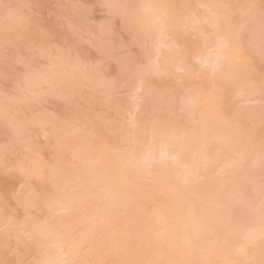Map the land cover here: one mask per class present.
<instances>
[{
	"label": "rangeland",
	"instance_id": "374dc122",
	"mask_svg": "<svg viewBox=\"0 0 264 264\" xmlns=\"http://www.w3.org/2000/svg\"><path fill=\"white\" fill-rule=\"evenodd\" d=\"M117 2L185 5V13L199 12L218 17L216 31L232 36L238 31L245 33L252 29L258 36L261 28L258 7H218L259 6L260 0H0V28L5 4H37L39 18L56 30L62 43L75 44L84 50L89 64L95 69L88 76L79 78L78 88L74 91L84 124L73 129L71 135L56 145L52 143L55 126L67 111L64 92L59 89L49 91L43 104L48 111L43 118L30 119L31 110L25 112V106H17L24 119L9 120L15 129L9 134L4 130L5 94L18 85L0 75V170L4 169L6 162L8 165L7 181L0 179V229L4 225V204L7 202L9 230L17 234L15 245L29 258L35 260L40 255L36 247L38 238L41 245L67 246V232L38 237L37 228L32 223L34 217L47 218V209L38 204L33 185L39 182L36 178L48 170L49 161L57 154L60 159L56 178L75 207L52 215H63L70 227H76L87 245L81 257L85 264H134L138 260L158 258L156 242L158 239L168 240L169 232L171 239L187 236L191 244L183 245L177 240L171 248L164 246L168 255L172 253L179 259L224 264L229 258L228 250L221 243L225 215L229 209L239 208L243 193L234 184L225 186L218 173L221 169L226 174L233 173L228 165L234 151L239 153L244 166L257 173L261 162L259 144L264 136V113L258 82L264 58L258 41L246 50V69L251 70L256 85L241 81L239 85L228 86V95L244 114L245 121L240 126L229 125L216 113L211 95V72L185 73L180 70L182 52L188 51L193 56L207 54L203 38L195 33H183L173 42V47H165L160 53L155 52L151 44L128 45L127 32L122 25L117 26L113 20L109 28L110 13L103 7ZM61 4L86 7L71 9L70 18L65 23H58L57 13L67 11L58 7ZM139 11L145 19L151 18L149 9ZM232 12H236L238 24L224 19ZM80 16L86 18L83 33L81 26L72 21ZM195 19L193 15L188 23L194 24ZM94 41L100 46L97 47ZM41 61V69L44 63H49L46 71H62L58 62L46 58ZM126 62L148 66L145 71L151 73L150 79L157 88L162 108L168 107L175 112L178 94L189 89L197 93L192 110L194 119L177 114L176 119L182 122L175 129V136L158 137L153 145L156 151L164 147L177 155L179 165L170 162L166 166L154 165L145 169L139 163L137 154L146 145L135 139L131 129L133 120H143L145 113L133 106L131 93L135 89L124 83L132 80V74L123 69ZM156 67L162 68L164 74H157ZM38 79V76L33 78ZM33 80L19 84L21 94L34 92L38 85ZM117 83L118 88L115 87ZM221 143L225 144L224 150L219 155L209 156L208 153ZM20 159L27 160V169L19 170L13 166L12 162ZM122 172L131 178L116 183L115 177ZM255 194L258 200V185ZM194 199L199 205L196 212L191 207ZM160 206H164L163 213L154 217L153 209ZM241 211L243 220L239 227H259L258 205L253 211ZM169 218L182 220L180 231L177 232L179 227L169 223ZM97 221L103 225V230L96 231ZM12 224L16 226L12 227ZM20 227L28 228V232H20ZM2 236L0 231V238Z\"/></svg>",
	"mask_w": 264,
	"mask_h": 264
},
{
	"label": "snow or ice",
	"instance_id": "6c2138e0",
	"mask_svg": "<svg viewBox=\"0 0 264 264\" xmlns=\"http://www.w3.org/2000/svg\"><path fill=\"white\" fill-rule=\"evenodd\" d=\"M34 3L26 5H4L3 26L0 28V75L3 79L18 87L8 91L6 103L4 105V130L11 134L15 131L8 123L9 120H23L19 115L17 106H25L24 111L31 113L30 119L43 118L47 114V109L43 106L44 100L50 90L59 89L64 92L67 104V111L57 121L56 134L53 137V145L63 142L66 136L71 135L73 129L84 124L83 114L77 106V96L74 91L78 88L79 78L88 76L93 72L94 66L88 62L86 52L75 44L62 43L56 30L47 26L38 16L37 8ZM58 7L67 11L57 13L58 23H65L70 18V11L73 8H85V5L61 4ZM103 7L110 13L109 28L112 27L114 20L117 26L122 25L127 32L125 37L128 45H148L151 44L155 52L160 53L165 47H173V42L183 33H195L202 37L203 44L208 48L206 55H191L190 52L181 53L180 70L185 73L211 72L213 78V90L211 95L214 100L215 109L218 117L226 124L240 126L245 121L244 114L232 103L228 95L230 84L239 85L241 81L249 85H256L255 77L250 69H246L247 57L246 50L259 44L261 57L264 58V0H260L257 5H218L222 8H257L260 13L261 28L257 36L255 30L248 32H237L235 36L219 33L216 31L219 25V18L196 13H185L186 7L181 4L166 3L155 5H141L134 3H107ZM204 7V6H201ZM140 9L150 10V19H145ZM195 16V23L190 25L188 19ZM225 20H232L239 23L236 12L225 16ZM73 23L81 26L82 33L86 18H72ZM97 36L99 33H95ZM209 40L211 43L209 44ZM96 43V41H94ZM99 47V43H96ZM187 57V59H186ZM41 58H46L52 62H58L62 68L60 72H48L49 63L40 67ZM147 65L139 63H125L124 71L132 74L130 82L125 81L135 91L131 93L133 106L137 111L144 110V119L135 122L133 120L131 131L135 139L143 141L146 145L138 154L139 163L145 168L154 165L166 166L174 163L179 165L178 156L161 147L156 151L153 145L158 137L175 136V129L182 122L176 119L177 114H183L190 119L197 93L185 91L177 95L175 112L168 107H161L159 104V93L150 79L151 73L145 71ZM157 74L163 75L164 70L156 67ZM38 80H33L34 77ZM33 80L38 87L34 92L19 91V84ZM259 90L261 98V111L264 113V67L261 68L259 79ZM119 83L115 87H119ZM187 87V86H186ZM244 94L241 93V96ZM33 96L36 97L33 100ZM264 120V115H262ZM47 135V133H46ZM261 162L258 173L244 166L243 160L238 152H233V158L228 165L233 169L231 175L226 174L221 169L218 175L222 183L227 186L236 185L237 189L243 193L239 200V208L229 209L225 215V230L223 240L224 248L229 252V258L224 264H264V136L260 138ZM225 148V144L216 145L209 156L219 155ZM7 154V147L5 149ZM60 156L53 155L48 163V170L39 175V181L33 186L38 204L47 209V218L39 216L33 218V225L36 226L38 237L50 233L67 232V246H47L41 245L37 239L36 247L40 250V255L35 260L29 258L26 253L15 245L17 234L10 231V209L8 203L4 204V225L0 231L3 232L0 238V264H85L81 257L87 247L83 238L74 225L71 227L63 215L53 216V212H67L75 207L70 197L63 193L55 173L57 172V162ZM13 166L19 170L29 167L27 160H14ZM192 175V173H188ZM0 179L5 182L8 179V165L0 170ZM259 186V199L256 196V187ZM259 211L258 228H241L242 211ZM193 212L198 211V202L191 201ZM164 211V206L153 209V216H158ZM18 223V222H17ZM15 227V224L11 225ZM103 230V225L96 222V231ZM20 232H28V228L20 227ZM95 234V233H94ZM31 239V234L29 233ZM177 240L183 245L190 246L191 241L187 236L175 237L173 239H158L156 248L158 258H147L135 261L134 264H211L206 261H193L178 259L169 256L164 246L171 248ZM180 249H177L179 251Z\"/></svg>",
	"mask_w": 264,
	"mask_h": 264
},
{
	"label": "bare ground",
	"instance_id": "6f19581e",
	"mask_svg": "<svg viewBox=\"0 0 264 264\" xmlns=\"http://www.w3.org/2000/svg\"><path fill=\"white\" fill-rule=\"evenodd\" d=\"M131 178V176H129V175H127L126 173H121V174H119V176L117 175L116 177H115V182L116 183H122L123 181H125V180H127V179H130ZM125 185V184H124ZM116 186H117V184H116ZM125 186H127V185H125ZM114 188H115V186H113ZM116 189H119L118 187L116 188ZM169 223L170 224H174L173 226H176L177 228L179 227V230H177V232L178 231H180V226H179V224H181L182 223V220L181 219H176V220H173V219H170L169 218ZM170 233L171 232H169V239H171L170 238ZM177 243V242H176ZM169 256H171V257H173V258H176V256L174 255V254H170L169 253ZM179 259V258H178Z\"/></svg>",
	"mask_w": 264,
	"mask_h": 264
}]
</instances>
